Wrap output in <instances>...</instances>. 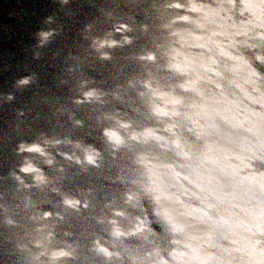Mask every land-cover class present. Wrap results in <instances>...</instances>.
Listing matches in <instances>:
<instances>
[{"label":"water","instance_id":"water-1","mask_svg":"<svg viewBox=\"0 0 264 264\" xmlns=\"http://www.w3.org/2000/svg\"><path fill=\"white\" fill-rule=\"evenodd\" d=\"M0 264H264V0H0Z\"/></svg>","mask_w":264,"mask_h":264},{"label":"clouds","instance_id":"clouds-1","mask_svg":"<svg viewBox=\"0 0 264 264\" xmlns=\"http://www.w3.org/2000/svg\"><path fill=\"white\" fill-rule=\"evenodd\" d=\"M57 2L63 6L68 3V0H57Z\"/></svg>","mask_w":264,"mask_h":264},{"label":"snow or ice","instance_id":"snow-or-ice-1","mask_svg":"<svg viewBox=\"0 0 264 264\" xmlns=\"http://www.w3.org/2000/svg\"><path fill=\"white\" fill-rule=\"evenodd\" d=\"M37 151H38V149H36ZM89 159H91V158H89ZM26 171L28 170V169H25ZM101 251H103V250H101ZM107 254V253H106ZM61 255H64V253H61Z\"/></svg>","mask_w":264,"mask_h":264}]
</instances>
